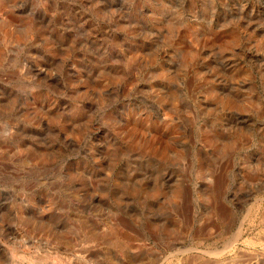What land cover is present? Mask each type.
I'll list each match as a JSON object with an SVG mask.
<instances>
[{
	"label": "rangeland",
	"instance_id": "obj_1",
	"mask_svg": "<svg viewBox=\"0 0 264 264\" xmlns=\"http://www.w3.org/2000/svg\"><path fill=\"white\" fill-rule=\"evenodd\" d=\"M0 264H264V0H0Z\"/></svg>",
	"mask_w": 264,
	"mask_h": 264
}]
</instances>
